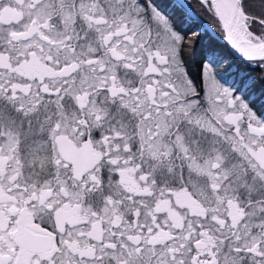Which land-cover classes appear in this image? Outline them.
<instances>
[{
    "label": "snow or ice",
    "instance_id": "6c2138e0",
    "mask_svg": "<svg viewBox=\"0 0 264 264\" xmlns=\"http://www.w3.org/2000/svg\"><path fill=\"white\" fill-rule=\"evenodd\" d=\"M0 264H264V0H0Z\"/></svg>",
    "mask_w": 264,
    "mask_h": 264
},
{
    "label": "trees",
    "instance_id": "16d2710c",
    "mask_svg": "<svg viewBox=\"0 0 264 264\" xmlns=\"http://www.w3.org/2000/svg\"><path fill=\"white\" fill-rule=\"evenodd\" d=\"M165 2H166V0H165ZM193 2H194V0H193ZM201 15L203 16V18H204V20H205L206 22L211 21L212 23H214V21L211 20V17H209V16L207 15V13H203V12L201 11ZM206 38H207V37H206ZM216 42L219 44V46H220L221 48H223V49L226 50V51H229L227 45L224 44L225 42H223V40H219V39L217 38V41H216Z\"/></svg>",
    "mask_w": 264,
    "mask_h": 264
},
{
    "label": "water",
    "instance_id": "95a60500",
    "mask_svg": "<svg viewBox=\"0 0 264 264\" xmlns=\"http://www.w3.org/2000/svg\"><path fill=\"white\" fill-rule=\"evenodd\" d=\"M224 42V41H223ZM224 44H226V43H224ZM227 45V44H226ZM228 47V46H227Z\"/></svg>",
    "mask_w": 264,
    "mask_h": 264
}]
</instances>
